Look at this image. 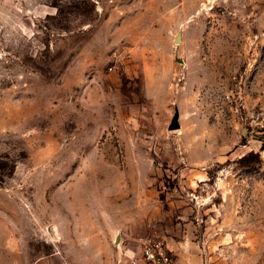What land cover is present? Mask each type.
<instances>
[{"label":"rangeland","instance_id":"1","mask_svg":"<svg viewBox=\"0 0 264 264\" xmlns=\"http://www.w3.org/2000/svg\"><path fill=\"white\" fill-rule=\"evenodd\" d=\"M148 235L264 264V0H0V264Z\"/></svg>","mask_w":264,"mask_h":264},{"label":"built area","instance_id":"2","mask_svg":"<svg viewBox=\"0 0 264 264\" xmlns=\"http://www.w3.org/2000/svg\"><path fill=\"white\" fill-rule=\"evenodd\" d=\"M131 264H176V257L166 241L155 235L141 238L137 256H132Z\"/></svg>","mask_w":264,"mask_h":264},{"label":"water","instance_id":"3","mask_svg":"<svg viewBox=\"0 0 264 264\" xmlns=\"http://www.w3.org/2000/svg\"><path fill=\"white\" fill-rule=\"evenodd\" d=\"M180 40V34H177L175 38V42H178ZM179 112L177 109H175L174 115L168 125V129H177L179 128Z\"/></svg>","mask_w":264,"mask_h":264},{"label":"crops","instance_id":"4","mask_svg":"<svg viewBox=\"0 0 264 264\" xmlns=\"http://www.w3.org/2000/svg\"><path fill=\"white\" fill-rule=\"evenodd\" d=\"M166 243H167V245H168V247L171 249V244L168 242V241H166ZM172 250V249H171ZM177 260V259H176ZM176 264H177V261H176Z\"/></svg>","mask_w":264,"mask_h":264}]
</instances>
